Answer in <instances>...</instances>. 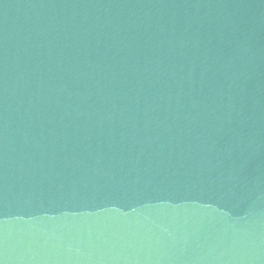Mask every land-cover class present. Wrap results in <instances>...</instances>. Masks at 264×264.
Returning a JSON list of instances; mask_svg holds the SVG:
<instances>
[{
    "label": "water",
    "instance_id": "obj_1",
    "mask_svg": "<svg viewBox=\"0 0 264 264\" xmlns=\"http://www.w3.org/2000/svg\"><path fill=\"white\" fill-rule=\"evenodd\" d=\"M4 248L264 264V0H0Z\"/></svg>",
    "mask_w": 264,
    "mask_h": 264
},
{
    "label": "clouds",
    "instance_id": "obj_2",
    "mask_svg": "<svg viewBox=\"0 0 264 264\" xmlns=\"http://www.w3.org/2000/svg\"><path fill=\"white\" fill-rule=\"evenodd\" d=\"M0 264H21V259L17 256H12L7 248L0 252Z\"/></svg>",
    "mask_w": 264,
    "mask_h": 264
}]
</instances>
